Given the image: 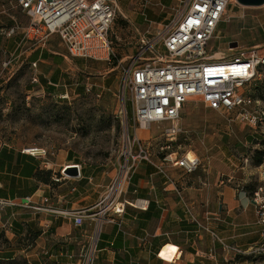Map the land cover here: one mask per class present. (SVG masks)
Returning <instances> with one entry per match:
<instances>
[{"label": "rangeland", "instance_id": "374dc122", "mask_svg": "<svg viewBox=\"0 0 264 264\" xmlns=\"http://www.w3.org/2000/svg\"><path fill=\"white\" fill-rule=\"evenodd\" d=\"M116 1L117 11L110 27L115 57L110 61L68 56L55 35L54 41L46 44L50 51L63 55H57L62 61H59L55 86L41 79L38 84H32L29 64L16 62L14 55L10 77L0 80V142L24 149H44L45 158L40 157L49 164L59 157L65 159V166L77 164L79 170H89L101 182L102 194L115 175L117 163L127 159L124 152L128 147L133 154L138 152L136 145L128 144L123 135L126 124L129 135L135 134L142 140L150 160L161 162L159 148L165 143L162 124L153 123L146 131L136 129L131 120L128 94L124 103L126 113L121 111L119 70L134 51L136 39L153 31L161 20L172 17L178 6L183 5L180 0H172L168 7H163L160 0H151L147 6H144L145 0ZM228 13L230 18L218 25L210 41L214 51L223 58L252 48L264 51V4L244 7L237 3L230 6ZM15 22L24 26L28 19L16 0H0V25ZM14 37L22 38L20 31L9 38ZM46 76L53 83L49 74ZM251 86L252 93L264 99V70L262 77ZM86 87L90 90L86 91ZM66 94L67 98H62ZM180 126L183 132L171 149L178 150L179 154L194 150L200 158L199 169L195 171L198 175L203 177L202 170L210 166L233 189L242 192L243 187L244 192L252 194L264 170V122L250 128L224 112L208 108L199 99H191L180 111ZM259 158L263 161L261 165L257 164ZM1 229L6 232H0V264H38L29 236L15 234V237L7 225ZM41 259V264L50 263L44 256ZM254 261L264 264L263 257Z\"/></svg>", "mask_w": 264, "mask_h": 264}, {"label": "built area", "instance_id": "2783aa9c", "mask_svg": "<svg viewBox=\"0 0 264 264\" xmlns=\"http://www.w3.org/2000/svg\"><path fill=\"white\" fill-rule=\"evenodd\" d=\"M182 3L170 20L158 23L153 31H147L136 39L134 51L119 70L121 111L126 113L124 103L128 94L131 120L136 129L146 131L151 129L153 123L162 124L161 134L165 143L159 148L161 162L157 164L150 160L148 149L135 134H131V139L126 124L123 135L128 144L136 145L138 152L133 154L131 147H128L124 152L127 159L117 163L115 175L93 205L82 210L59 211L71 218L73 225L80 226L87 218L94 226L87 244L75 255L68 251L64 253L70 260L65 264H96L104 223L114 222L116 217L125 213L127 207L148 210L149 200L137 197L129 199L124 195L136 166L135 161H148L164 174L166 166L179 169L186 175L198 169L200 158L194 150L179 154L178 150L171 149L177 136L183 132L180 111L186 102L199 99L208 108L224 112L250 128L264 122V100L253 97L251 91V85L263 75L264 51L252 48L223 58L210 46L218 25L230 18V6H236V0H180ZM16 4L28 23L24 26L18 22L9 26L0 25V35L9 38L20 31L22 41H26L31 48L45 47L56 35L68 56L95 61H110L115 56L110 27L117 11L116 0H16ZM11 61L10 56L1 62L0 80L10 77ZM30 68L31 83L38 84L36 63H32ZM89 90L86 87V91ZM62 98H67V94ZM24 152L44 158L46 155L44 149L37 148H27ZM44 164L48 165L49 162L44 161ZM64 168L60 176L54 178L55 182L65 176ZM259 176L260 182L250 198L256 208L255 221L261 228V239L247 249L227 243L214 231L202 226L189 206L184 204L190 220L199 229L209 232L219 243L224 264H238L240 257L264 258V171ZM48 202L47 197L40 204L33 202L31 196L22 201L0 198V210L22 206L36 212H54ZM216 253L213 247L209 248L207 258L214 259ZM49 264L59 263L52 261ZM255 264L262 263L257 261Z\"/></svg>", "mask_w": 264, "mask_h": 264}, {"label": "crops", "instance_id": "0c3cea01", "mask_svg": "<svg viewBox=\"0 0 264 264\" xmlns=\"http://www.w3.org/2000/svg\"><path fill=\"white\" fill-rule=\"evenodd\" d=\"M145 1L144 6L151 3V0ZM171 2L160 0L163 7H168ZM144 20H147L146 16ZM54 38L55 35L50 41ZM13 55L20 64L36 63L38 78L54 84L47 81L46 75L49 74L52 80L57 76L59 61H62L58 56L63 55L46 46L31 48L20 37L0 35V67L2 61ZM24 150L13 143L0 142V198L22 201L31 196L33 202L40 204L47 197L54 212L7 207L0 210V228L7 225L18 236L38 231L39 235L30 245L38 264H41V256L50 262L65 264L70 260L64 253L68 251L75 255L87 244L94 226L87 218L80 226L73 225L71 218L59 211L82 210L93 205L101 197L102 184L85 169L80 170L78 177L62 176L55 182L54 178L60 176L66 165L65 159L58 157L55 163L45 165L40 156L27 154ZM67 159L71 161L69 155ZM135 165L124 195L129 199L149 200L148 210L127 207L114 222L104 223L96 264H224L219 243L190 220L184 204L189 206L200 224L229 244L247 249L260 241L261 228L255 221L256 208L250 195L248 197L247 192L237 191L220 180L215 169L209 166L202 170L201 177L199 172L186 175L167 166L164 174L148 162L137 161ZM212 247L217 253L214 259H209L207 251ZM254 260L240 257L238 262L255 264ZM71 262L75 263V260Z\"/></svg>", "mask_w": 264, "mask_h": 264}, {"label": "water", "instance_id": "95a60500", "mask_svg": "<svg viewBox=\"0 0 264 264\" xmlns=\"http://www.w3.org/2000/svg\"><path fill=\"white\" fill-rule=\"evenodd\" d=\"M236 2L244 7L247 6H262L264 0H236ZM63 174L66 177L73 178L80 175L79 167L76 164L65 166Z\"/></svg>", "mask_w": 264, "mask_h": 264}, {"label": "trees", "instance_id": "16d2710c", "mask_svg": "<svg viewBox=\"0 0 264 264\" xmlns=\"http://www.w3.org/2000/svg\"><path fill=\"white\" fill-rule=\"evenodd\" d=\"M114 57H115V56H114ZM57 79H58V78H56V77L53 78V80H54L53 83H55ZM51 85L54 86L55 84H51ZM253 97H255V98H259V97L255 94V92L253 93ZM259 99H263V98H259ZM263 100H264V99H263ZM257 161H258V162H257L258 165H261V164L263 163V161H262L261 158H259ZM48 173H49V172H48ZM43 179H45V178H43ZM242 190L244 191L243 187H242ZM245 192L251 194V192H249V191H245ZM25 235L29 236V237L33 240V239H35V238L39 235V232H38V231H31V232L26 233Z\"/></svg>", "mask_w": 264, "mask_h": 264}]
</instances>
